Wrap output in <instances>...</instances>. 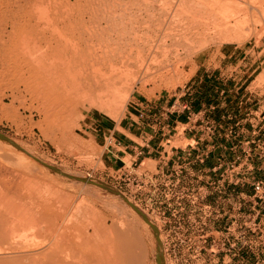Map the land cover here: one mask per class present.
Here are the masks:
<instances>
[{"label":"rangeland","instance_id":"374dc122","mask_svg":"<svg viewBox=\"0 0 264 264\" xmlns=\"http://www.w3.org/2000/svg\"><path fill=\"white\" fill-rule=\"evenodd\" d=\"M257 18L259 25H240L232 34L193 39L180 58H161L164 67L157 65L149 79L129 74L109 108L88 102L91 112L79 109L57 127L23 81L0 69V135L35 165L37 180L77 196L83 224L93 221L85 207L96 204L109 226L115 220L136 229L146 264H264V21L262 28ZM175 103L190 109L174 111ZM65 127L71 133L66 138ZM195 132L201 138L190 137ZM124 135L138 148L114 163L110 150ZM188 145L207 149V228L200 217L147 218L143 203L116 181L135 164L142 163L139 173L154 174L161 161L174 157L172 150L186 153ZM195 220L190 232L174 228Z\"/></svg>","mask_w":264,"mask_h":264},{"label":"bare ground","instance_id":"6f19581e","mask_svg":"<svg viewBox=\"0 0 264 264\" xmlns=\"http://www.w3.org/2000/svg\"><path fill=\"white\" fill-rule=\"evenodd\" d=\"M260 14L264 0H0V69L23 81L57 127L90 104L109 108L129 74L149 79L161 58H180L195 38L258 16L262 27ZM5 147L0 135V264H146L136 229L109 226L96 204L85 207L93 221L83 224L76 195L37 180L35 165Z\"/></svg>","mask_w":264,"mask_h":264},{"label":"built area","instance_id":"2783aa9c","mask_svg":"<svg viewBox=\"0 0 264 264\" xmlns=\"http://www.w3.org/2000/svg\"><path fill=\"white\" fill-rule=\"evenodd\" d=\"M171 109L184 112L190 108L188 104L175 103ZM187 156L190 157L191 153ZM198 159L203 164L205 156L201 155ZM141 164L137 169L134 168L136 164L131 166L133 172L129 173L125 179L118 176L116 181L129 187V196L138 201L137 203H143V214L147 218L169 216L197 219L200 217L205 220L202 225L207 228V182L202 175L203 171H195V167L187 168L184 164H180L179 167L169 170L156 168L157 172L154 174L150 171L139 173ZM258 188L259 184L256 186V189ZM195 222L196 220L184 226L179 221L174 228H182L190 232Z\"/></svg>","mask_w":264,"mask_h":264},{"label":"crops","instance_id":"0c3cea01","mask_svg":"<svg viewBox=\"0 0 264 264\" xmlns=\"http://www.w3.org/2000/svg\"><path fill=\"white\" fill-rule=\"evenodd\" d=\"M179 117L180 116H178L177 118L179 119ZM176 124L180 125V122L177 121ZM131 128H132V126H130L128 128V130L135 133V129H131ZM143 134L146 135V133H144V132H143ZM139 135H141V134H139ZM163 136L164 135L162 134V137ZM141 137H142V139H144V136H141ZM190 137H194V138L200 137L201 138V136H197L196 132L193 136H190ZM124 139L123 140H115V144L112 145V149L110 150V153H111V159L114 160L113 161L114 163H116L117 161H121V158H125L127 155L134 156L133 151L136 148H138L137 144L134 141H132L129 137H127V135H124ZM188 146H192V145H188ZM202 146H203V144H202ZM202 146H201V148H202ZM178 149H180V150H178L176 152H174V150H172L174 153V157L169 159L170 156H168L166 158V160L168 159L169 161H161L160 160L161 163L159 164V166L157 168H159L160 170L161 169L169 170L171 168L174 169L176 167H179L180 164H184L185 167H187V168H188V166H192V167L196 168L195 171H203L202 175L204 176V179L207 182V176H206V174H207V159H204L203 164H201L202 162H200L198 159L201 157V155H204V156L207 155V149H206V151L201 152L199 149L192 146V147H190V149H188V151H186V153L182 152V151L186 150L187 148L179 147ZM202 149L205 150L204 148H202ZM140 153L142 154V152H139V154ZM190 153H191V156L188 157L187 154H190ZM148 154H150L149 151H148ZM135 155H136V153H135ZM179 155H181V156H179ZM158 158H159V156H158ZM183 160L184 161L187 160L188 162L187 163L182 162Z\"/></svg>","mask_w":264,"mask_h":264}]
</instances>
